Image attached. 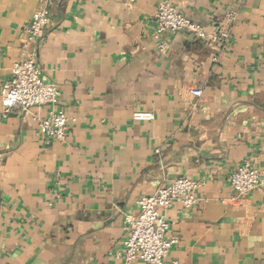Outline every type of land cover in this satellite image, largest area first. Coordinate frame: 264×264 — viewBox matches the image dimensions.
Wrapping results in <instances>:
<instances>
[{
    "label": "crops",
    "instance_id": "1",
    "mask_svg": "<svg viewBox=\"0 0 264 264\" xmlns=\"http://www.w3.org/2000/svg\"><path fill=\"white\" fill-rule=\"evenodd\" d=\"M168 1L227 42L157 37L158 0H52L30 41L36 1L0 0V89L32 60L73 119L48 140V106L0 112V264H121L137 201L181 177L201 186L193 208L161 211L166 261L264 264V0ZM246 162L261 183L239 196L228 178Z\"/></svg>",
    "mask_w": 264,
    "mask_h": 264
},
{
    "label": "built area",
    "instance_id": "2",
    "mask_svg": "<svg viewBox=\"0 0 264 264\" xmlns=\"http://www.w3.org/2000/svg\"><path fill=\"white\" fill-rule=\"evenodd\" d=\"M36 8L25 27L28 40H34L43 35L49 24V4L52 0H35ZM228 21H233V15H227ZM155 35L178 33L186 31L196 39L208 44H224L229 34L227 31L209 29L191 21L168 0H158L154 15ZM167 45L159 43V54H165ZM190 93L199 97L201 91L192 89ZM0 112L6 117L14 109L23 112L34 106H48V115L40 121L37 133L48 140H64L66 138L70 119L60 108V92L52 84L43 81L40 69L32 60L18 61L12 65L10 78L0 89ZM135 121H150V113H134ZM232 189L239 195L257 189L260 186V173L246 162L238 166L228 178ZM201 183L188 178H177L169 185L158 189L149 196L137 201L138 211L134 217H126L125 234L121 252V264H182L178 261L167 262L166 258L176 244V239L169 236L170 224L161 214L173 204H179L183 209L193 208L198 198L196 193Z\"/></svg>",
    "mask_w": 264,
    "mask_h": 264
}]
</instances>
